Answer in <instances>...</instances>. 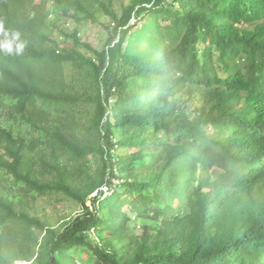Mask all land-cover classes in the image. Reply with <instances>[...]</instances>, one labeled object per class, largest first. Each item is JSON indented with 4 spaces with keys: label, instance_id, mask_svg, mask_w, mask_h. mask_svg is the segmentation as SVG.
Here are the masks:
<instances>
[{
    "label": "trees",
    "instance_id": "1",
    "mask_svg": "<svg viewBox=\"0 0 264 264\" xmlns=\"http://www.w3.org/2000/svg\"><path fill=\"white\" fill-rule=\"evenodd\" d=\"M98 11L100 52L61 22ZM54 195L82 207L60 229L29 213ZM35 246L30 264H264V0H0V264Z\"/></svg>",
    "mask_w": 264,
    "mask_h": 264
},
{
    "label": "rangeland",
    "instance_id": "2",
    "mask_svg": "<svg viewBox=\"0 0 264 264\" xmlns=\"http://www.w3.org/2000/svg\"><path fill=\"white\" fill-rule=\"evenodd\" d=\"M38 2V0H36ZM108 1V0H105ZM114 9L120 13L121 8L123 6H128L133 0H111ZM172 0H169V2ZM54 15L49 16V20H53ZM96 21L92 22L91 20L83 21L78 25H75L71 21L61 20L62 23L66 26V32L71 33L73 30L77 29L78 31V37L82 44L88 45L92 50L100 52L102 51L110 37V31L106 28L107 23L109 22L108 17H106L103 12L98 11L95 14ZM60 34H55L54 39L60 44V47H63L64 45H72L71 40H66L65 38H61ZM61 42V43H60ZM78 52L83 54L86 58H94L95 56L87 50L84 46H78L77 48ZM73 74V73H71ZM78 90V89H77ZM80 92V90H79ZM77 119L82 118V123H85V120H87L92 113V106L90 104H84L82 103L78 110H77ZM18 128H21V131H25V128L23 126H20ZM85 141L90 142L91 136L89 134H84ZM117 154H123L126 151L122 148L117 149L115 151ZM99 158H94L92 155L88 156L87 159L83 162H81V170L84 173H87L86 175H93L95 173L96 168L99 165ZM84 175V176H86ZM74 179L76 184L81 182L83 180V175H78L75 173ZM93 196V195H92ZM91 197V196H90ZM87 205L91 206L90 202L87 201ZM33 209L30 210V214L32 217L37 218L43 223L47 228L52 229H60L62 228L63 224L70 221L72 218H74L76 215L80 214L82 212V207L80 204L70 199L64 195H54L52 197H40L37 198L33 204ZM145 226H148V222H143ZM139 221H135L132 224V228L134 229L135 233L137 235H141L142 233V225ZM39 236V242L41 241L43 237V233L39 234V232H36ZM39 248L38 246H35L31 252L34 253L33 257L30 259L29 262H24L22 260L16 261L14 264H30L36 259L37 252ZM80 258L82 260L87 259V254L79 253Z\"/></svg>",
    "mask_w": 264,
    "mask_h": 264
}]
</instances>
